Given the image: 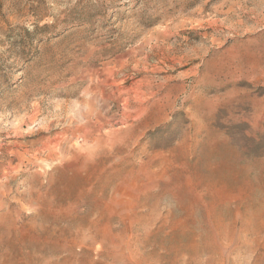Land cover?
Here are the masks:
<instances>
[{
  "label": "rangeland",
  "instance_id": "374dc122",
  "mask_svg": "<svg viewBox=\"0 0 264 264\" xmlns=\"http://www.w3.org/2000/svg\"><path fill=\"white\" fill-rule=\"evenodd\" d=\"M0 264H264V0H0Z\"/></svg>",
  "mask_w": 264,
  "mask_h": 264
},
{
  "label": "bare ground",
  "instance_id": "6f19581e",
  "mask_svg": "<svg viewBox=\"0 0 264 264\" xmlns=\"http://www.w3.org/2000/svg\"><path fill=\"white\" fill-rule=\"evenodd\" d=\"M140 102H141V101H140ZM62 110H63V109H62ZM140 110H141V109H140ZM64 111H65V110H64ZM98 111H99V110H98ZM141 111H142V110H141ZM59 112H60V111H59ZM59 114H61V113H59ZM63 114H65V113L63 112L62 115H63ZM66 115L68 116V114H66ZM59 116H60V115H59ZM63 116H64V115H63ZM80 118H81V117H79V119H80ZM81 119H82V118H81ZM54 150H55V149H54ZM54 150H53V151H54ZM53 151H52V152H53Z\"/></svg>",
  "mask_w": 264,
  "mask_h": 264
}]
</instances>
